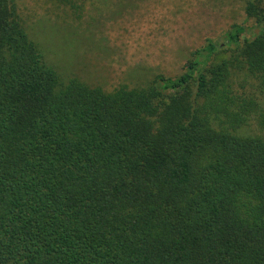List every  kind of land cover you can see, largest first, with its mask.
Segmentation results:
<instances>
[{
  "label": "trees",
  "instance_id": "obj_1",
  "mask_svg": "<svg viewBox=\"0 0 264 264\" xmlns=\"http://www.w3.org/2000/svg\"><path fill=\"white\" fill-rule=\"evenodd\" d=\"M240 1L253 38L105 91L0 0V264H264V0Z\"/></svg>",
  "mask_w": 264,
  "mask_h": 264
},
{
  "label": "rangeland",
  "instance_id": "obj_2",
  "mask_svg": "<svg viewBox=\"0 0 264 264\" xmlns=\"http://www.w3.org/2000/svg\"><path fill=\"white\" fill-rule=\"evenodd\" d=\"M30 40L62 78L111 91L177 77L206 40L259 33L240 0H16ZM223 55V57H225ZM261 134L256 127L245 129Z\"/></svg>",
  "mask_w": 264,
  "mask_h": 264
}]
</instances>
